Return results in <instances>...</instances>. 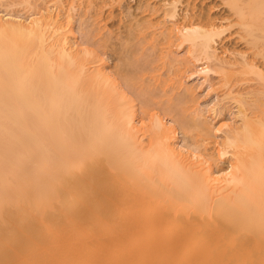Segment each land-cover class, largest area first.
I'll return each instance as SVG.
<instances>
[{
  "label": "bare ground",
  "instance_id": "1",
  "mask_svg": "<svg viewBox=\"0 0 264 264\" xmlns=\"http://www.w3.org/2000/svg\"><path fill=\"white\" fill-rule=\"evenodd\" d=\"M127 1H88L97 15L108 7V19L122 8L121 41L110 45V31L101 44L113 68L77 47L76 1L27 17L0 2V264H264V0L222 1L242 54L220 50L224 19L195 0L137 4L162 12L161 33L207 63L205 81L214 73L229 82L239 69L260 81L254 102L229 96L240 125H213L201 104L188 105V87L168 101L183 143L157 112L137 119L128 90L144 92L124 53L143 47L134 40L154 21Z\"/></svg>",
  "mask_w": 264,
  "mask_h": 264
},
{
  "label": "rangeland",
  "instance_id": "2",
  "mask_svg": "<svg viewBox=\"0 0 264 264\" xmlns=\"http://www.w3.org/2000/svg\"><path fill=\"white\" fill-rule=\"evenodd\" d=\"M51 1V0H50ZM49 0H0L4 4L8 2H16L17 4L12 8V13L18 15L21 14L22 16H30L31 12L38 11V9H45L48 4H50L51 8H53L56 12L61 13L63 9L65 12L67 7L70 6L72 9V4L69 2L71 0H61L63 2L58 1V3L54 1L50 2ZM76 1L73 5L74 12L70 10L72 13V25L75 29V37H76V44L77 47L81 48H89L90 50H94L97 54L96 56L102 57L106 59V63L110 65L112 68L114 67V62L116 61L110 55L112 50H104L106 48L101 47V44L107 38V34L111 31L112 36L109 44L111 45L113 42L116 45L121 41V35H115L113 31L116 30V25H120L121 19L118 18V13L122 11L121 6L114 7V15H116L112 19L107 18V10L108 7L105 8L103 12L100 14H96V12L92 11L93 9L89 7L87 0H72ZM86 1V2H85ZM143 0H128L127 3L131 6V9L134 13L139 12L140 17L143 20H153V26L151 29H147L148 34L144 33L147 36V39H143L140 36L135 38V42H143L142 46L138 47L133 51V54L124 53L125 58H128L129 67L132 70L131 75L134 78V81L140 89L144 92L142 97L140 98L135 90H128L129 96L134 100V103L137 107L138 118L141 119L142 117V124L144 120L149 123L148 119L150 118L151 113H158L163 118L164 121L172 123L179 131L178 134V141L181 142L183 138V132H181L180 126L178 122L173 121L172 116L164 110L168 101L173 100V98L184 94L185 89L188 87L190 90L191 100H189L188 105H196L201 104L202 108L205 111V116L212 121L213 125L218 126L223 122H230L234 125H240L242 122V118L236 116L237 113V104L233 101L234 98L229 97L231 95L242 94L241 96H245L248 98V101H255L253 93L258 92L261 88L259 85V80H255L257 76H255L254 72L249 71L243 72L239 69L241 74H235L228 82V77L223 74H214L210 75L209 81L204 80L203 67L207 63L203 61H196L194 58V54L190 52V46L188 45H181L180 39H176L175 36H171V39H168L170 36H165L162 30L164 29L165 22L164 19L161 18V13L158 12L156 14H152L151 11L143 10V9H136L137 4H139ZM157 0H151V3H155ZM197 4H202L208 11H210L214 16H218L217 18H223V16H227L228 9L227 6L222 2L223 0H195ZM54 2V3H53ZM48 3V4H47ZM61 3V4H59ZM72 3V2H71ZM1 4V3H0ZM31 4V5H30ZM48 5V6H50ZM76 5V6H75ZM30 6H32L30 8ZM47 6V7H48ZM58 8H56V7ZM76 8V10L74 9ZM61 9V10H60ZM69 10V9H68ZM67 10V11H68ZM4 7L0 6V13H6ZM64 13V10L62 11ZM75 16H74V15ZM125 15V13H123ZM121 14V15H123ZM222 16V17H220ZM123 20H129V17L125 18L122 16ZM224 19V18H223ZM231 19V18H230ZM225 23L223 26L226 27L225 29V37L220 42V50L225 51L224 49L227 47L229 51L235 50V53H246L247 46L242 41L241 38H230L229 36H234V33L238 31V26L231 27L229 26V19L222 20ZM164 22V24H163ZM83 23V24H82ZM167 25L171 24V22L166 21ZM82 24V25H81ZM223 27V28H224ZM82 28V29H81ZM92 33V39L86 37V33ZM162 32V33H161ZM167 35V34H166ZM138 36V35H137ZM142 36V35H141ZM165 36V37H164ZM227 36V39H226ZM177 37V36H176ZM168 40H167V39ZM112 42V43H110ZM114 44L112 47L114 48ZM79 45V46H78ZM105 47V46H104ZM110 47V48H112ZM249 50V49H248ZM107 51V52H106ZM228 51V50H227ZM227 51L225 53H227ZM228 55L230 56L231 52ZM239 51V52H238ZM249 52V51H248ZM173 56V59H169L167 55ZM225 54V55H227ZM242 54V53H241ZM227 55V56H228ZM233 55V54H232ZM244 55V54H243ZM109 57V59H108ZM170 60H174L170 62ZM113 64V65H112ZM237 67V66H236ZM244 70V69H242ZM241 71V72H240ZM223 76V77H222ZM255 76V78H254ZM226 80H224V79ZM227 81V82H226ZM233 92V93H232ZM230 93V95H228ZM250 93H252L250 95ZM256 94V93H255ZM250 95V96H249ZM253 95V96H252ZM238 96V95H237ZM227 97L225 100L219 99ZM229 97V98H228ZM239 97V96H238ZM253 99V100H252ZM191 101V102H190ZM223 101V102H222ZM216 104L223 105V113L222 115H217L216 112L212 109ZM225 103V104H224ZM213 105V106H212ZM208 110V111H207ZM210 110V111H209ZM213 110V111H212ZM250 111V110H249ZM215 112V113H214ZM214 114V115H213ZM149 117V118H148ZM216 117V118H215ZM168 120V121H167ZM174 122V123H173ZM140 124V123H139ZM145 124V123H144ZM216 142H221L222 134L217 133ZM221 138V139H220ZM214 139V140H215ZM184 141H182L183 143ZM228 164L227 161L220 163L219 165H226Z\"/></svg>",
  "mask_w": 264,
  "mask_h": 264
}]
</instances>
